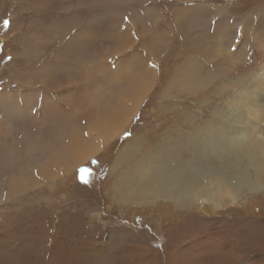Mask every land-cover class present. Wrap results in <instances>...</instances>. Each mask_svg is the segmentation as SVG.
I'll use <instances>...</instances> for the list:
<instances>
[{
	"label": "rangeland",
	"instance_id": "374dc122",
	"mask_svg": "<svg viewBox=\"0 0 264 264\" xmlns=\"http://www.w3.org/2000/svg\"><path fill=\"white\" fill-rule=\"evenodd\" d=\"M130 78L146 86L134 112ZM262 89L264 0H0V264H264V153L245 176L259 186L227 187L217 209L145 193L188 159L181 181L210 164L203 131L230 132L242 100L264 106ZM256 125L264 145V116ZM108 127L71 167L68 148ZM55 163L66 167L37 170ZM151 163L119 200L114 180Z\"/></svg>",
	"mask_w": 264,
	"mask_h": 264
},
{
	"label": "bare ground",
	"instance_id": "6f19581e",
	"mask_svg": "<svg viewBox=\"0 0 264 264\" xmlns=\"http://www.w3.org/2000/svg\"><path fill=\"white\" fill-rule=\"evenodd\" d=\"M45 75H46L45 81L49 80L50 79L49 75L47 73H45ZM128 82H129V89H130L131 94L126 99V103L128 104L129 107L132 108V112H134L136 107L138 106L139 96L141 97L142 95L145 94L146 86H144L140 83H136V79H135V81H132V78L128 79ZM102 87H103V85H102ZM73 90L75 92L77 91L76 83H74V89ZM260 91L264 92V89H262ZM81 98H83L82 94L78 93L77 99H81ZM248 98H250V97H246V99H244L245 102L243 100L241 102L242 106L246 108L245 112H242L240 109H238V111H237V109H235L233 111L234 116L231 119V121L234 124V127L236 130H234V127H231L230 132H226V131H224L225 130L224 128H219L218 131H221V132L214 134L213 132L215 131V129L210 127L208 130L203 131V137L199 138V140L203 141V142H197V143L199 144V149L201 151L200 153L203 157H206L207 153L211 157H214L213 161L210 164H207V163L206 164H200L199 168L196 170H193L190 167V178L187 180L181 181L179 179V177H180L181 172L188 166V163H189V159H188L187 163L184 162L186 164H185V167H183V169H181L179 171L174 170V171L170 172V174H173L170 177H167V178H171L170 180L162 182L164 177H161L159 179V181L154 183L151 186L150 190L148 192L145 191V193H147L148 195H152L156 198L159 196H166L170 200L172 199V200H176V201L183 200L186 197L189 199H190V197H192L193 200L204 199L203 201L207 202L208 204L210 203V209H215V208L217 209V208H219V206H221V202H222L223 197L226 194L229 195L228 191H224L225 189L226 190L228 189L227 187L232 188L234 194L236 196H238V192L241 191V188H247V190H252L255 188L256 184L259 186V182H256L255 178H254V180H252L250 175H249L248 176L249 179L246 180L247 177L245 178V176H247L249 170L253 171L254 174H257L258 163L253 164L252 161L255 157H257V158L259 157L260 152L264 153V145L260 144L259 142H255L249 138L250 135L255 131L256 126H257L256 124L259 123L261 121L262 117L264 116V106H260V108H258L259 105L256 104L255 102L254 103H252L251 101L247 102ZM241 125H244L245 128L241 127ZM88 133L94 138V142H95L94 144H84V143L83 144H75V146L73 148H68V151H73V155H74V158L70 161L71 167L74 164L75 165L78 163L82 164V163H84L83 161L93 157L101 149V146L106 141L113 138L116 134L114 127L104 128L103 130L101 129V130H99V132L96 135H94L93 129L89 128ZM77 142H79V139ZM192 143H194V142H185V144H184V147L189 152H190L189 146ZM204 143H206V144H204ZM204 145H207V150H206L207 152L204 151ZM158 146H160V143L158 144ZM161 146H162L161 148H163L166 145L163 143V145H161ZM134 147H135V145H134ZM163 150L160 153L161 155H162ZM136 151H137V149H136ZM165 152H168V151H165ZM239 153H240V155L238 156ZM137 154H138V152H137ZM130 155H131V153H130ZM130 155H128V156H130ZM163 155H164V153H163ZM189 156H190V153H189ZM152 158H153V156H152ZM159 158L161 159L160 156H159ZM190 159H191V157H190ZM162 161H163V159H162ZM146 162H147V160H146ZM119 163H121V162H119ZM153 165H155V164H152V163L146 164V167L144 166V169H143L145 171H143V172H141L142 167L138 166L136 171H134V172L132 171V174L130 173L128 176L117 177V179L114 180L115 183H113L114 187L116 188L115 196H119V198H118L119 200H121L120 197L122 199L130 198L132 200V197L134 195L130 196V191L133 188V184H135V183L143 184V183H146V181H149L147 173L152 172V171H150V169L154 167ZM60 167L64 168L66 166H61L57 163L53 164L51 167H46L45 165H39L37 170L38 171L40 170L41 175L44 177V175L42 173L43 170H45V169L57 170ZM117 169H115V170H117ZM141 173H143V174H141ZM137 174L139 175V177L141 179H136ZM29 180L30 179L26 177L25 180H23V182L21 180L15 181L13 186L8 190V192L14 193L17 187L24 186L25 184L30 183ZM221 185H224L226 187H222ZM131 193L133 194V191ZM231 199H234V197H232ZM194 230H196V229L190 230L187 227V228L180 229L179 232L181 235L185 234L186 231H190V234H193ZM224 231L225 230L220 232V234L222 235L223 238L225 237V234L229 233L227 230V226H226V232L227 233H225ZM40 233H42V231ZM37 234H39V233H37ZM43 234H42V236H43ZM6 235H8V234L4 233V236H6ZM42 238H44V237H42ZM35 240H36V238H35ZM39 243H40V241H39ZM1 244H0V250L4 251L5 248L1 247ZM216 244L217 243H212V244H210V247H212V246L215 247ZM116 248H117V246H116ZM124 251H126V250H124ZM131 252L132 251H130V253ZM120 254L122 255L123 253H120ZM138 254H139V252L135 253V255H131V257L136 256ZM246 256H247V254H246ZM9 257H10V255H8V254L0 253L1 259H7ZM133 258H135V257H133ZM172 258L174 259V255ZM176 261H177V258H176ZM11 263H13V262H11ZM128 264H130V262ZM176 264H178V261Z\"/></svg>",
	"mask_w": 264,
	"mask_h": 264
},
{
	"label": "snow or ice",
	"instance_id": "6c2138e0",
	"mask_svg": "<svg viewBox=\"0 0 264 264\" xmlns=\"http://www.w3.org/2000/svg\"><path fill=\"white\" fill-rule=\"evenodd\" d=\"M9 26V21L8 20H4L3 21V27L7 28ZM9 60L11 59V57L8 58ZM152 67H155V65H152ZM125 137H128L131 135V133L129 132H125L124 133ZM86 170L85 169H80V176H79V179L81 180V182L83 183H87L88 181L85 179L83 173L85 172Z\"/></svg>",
	"mask_w": 264,
	"mask_h": 264
}]
</instances>
